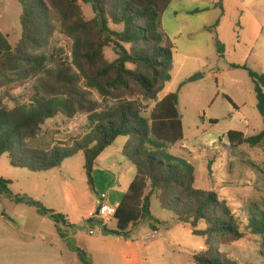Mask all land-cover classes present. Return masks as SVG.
Segmentation results:
<instances>
[{"label":"trees","instance_id":"16d2710c","mask_svg":"<svg viewBox=\"0 0 264 264\" xmlns=\"http://www.w3.org/2000/svg\"><path fill=\"white\" fill-rule=\"evenodd\" d=\"M81 1L92 7L93 18L85 16ZM172 1L19 0L21 39L12 47L2 37L0 45V157L6 155L14 168L39 174L83 154L87 183L94 191L96 161L116 139L127 138L124 156L136 176L114 216L115 230L103 226V231L127 240L146 219L156 229L159 222L151 213L155 197L165 212L204 238L195 264H237L219 249L245 238L227 200L216 191L197 189L194 164L168 151L184 138L179 92L158 100L172 80L174 45L162 28ZM58 29L72 41L71 57L63 46L52 44ZM215 41L224 55V45ZM108 50L115 56L112 61ZM232 67L244 69L253 81L264 125V74L246 65ZM13 82H22L20 92L4 88ZM59 115L86 117V132L62 141L57 129L44 130ZM227 138L232 148H254L264 144V129L249 137L229 131ZM11 186L12 181L0 178V196L50 218L60 238L75 229L65 215L14 194ZM247 230L264 235V218H251ZM69 246L82 264H93L84 250Z\"/></svg>","mask_w":264,"mask_h":264},{"label":"rangeland","instance_id":"374dc122","mask_svg":"<svg viewBox=\"0 0 264 264\" xmlns=\"http://www.w3.org/2000/svg\"><path fill=\"white\" fill-rule=\"evenodd\" d=\"M196 1H203L205 5L199 6L200 15L194 19L196 23L200 21V25L207 24L206 28L195 35L194 44H187L183 39L172 41L176 60L184 62L185 70L189 73L200 69L203 78L190 83L188 80L195 75L192 74L181 86L182 77L178 75L171 84L173 93L179 92L184 138L177 145L170 146L168 151L193 163L197 172L195 187L216 191L221 199L227 200L241 224L245 238L232 245H220V252L237 264H264V235H254L247 230L251 218H264V144L254 148L248 145L232 148L227 138L229 131L243 132L249 137L258 135L264 129L253 92V81L247 71L232 67L246 65L256 73L264 74V0ZM219 1L221 4H217ZM82 5L85 16L93 18L92 7ZM21 11L19 0H0V26L4 28L8 23L14 45L22 36L19 21ZM170 24L168 27L171 31ZM210 36L214 37L213 41ZM217 39L225 47L224 55L219 53ZM52 44L63 46L65 56L71 57L72 41L59 29L54 34ZM178 49L190 57L177 55ZM106 57L112 61L115 56L108 50ZM178 70L179 67L175 75ZM21 83L6 84L4 88L18 93L22 90ZM212 120L218 123L213 124ZM87 124L88 120L83 116L67 119L59 115L49 120L44 130L57 129L60 132L57 138L65 141L84 134ZM126 139L119 138L115 146L120 147ZM214 139L217 141L212 143ZM71 164L74 182L86 188L84 156L74 158ZM131 168L136 172L133 165ZM93 176L94 184H108L112 180L104 171L94 172ZM151 213L159 222L163 250L156 258L149 259V263L142 256V264H195L193 257L201 252L204 238L193 235L172 213L165 212L155 197L152 198ZM141 223L146 226L152 221L146 219ZM87 224V221H83V225ZM115 227L116 223L112 221L110 228Z\"/></svg>","mask_w":264,"mask_h":264},{"label":"crops","instance_id":"0c3cea01","mask_svg":"<svg viewBox=\"0 0 264 264\" xmlns=\"http://www.w3.org/2000/svg\"><path fill=\"white\" fill-rule=\"evenodd\" d=\"M178 2L180 4H174ZM217 4H221V1ZM204 5L203 1L196 0L172 1L162 20L163 31L172 43L181 39L187 44L196 42L195 35L207 26L195 21L197 15H200L199 6ZM223 8L225 9V5ZM169 23H171V31L168 27ZM2 37L12 47L20 41L15 45L11 43L8 23L4 28L0 26V45L4 46ZM210 40L213 41L214 37L210 36ZM182 52L180 53L178 49L177 55L190 57L185 51ZM173 59L172 80L159 95V101L167 94L173 93L171 84L178 75L182 77L180 79L182 86L187 82L188 76L201 72L200 69H194L193 73L186 71L185 63L176 60L175 52ZM177 67L179 70L175 75ZM117 141L118 139L95 163L94 172L104 171L112 177V180L108 184H94V191L89 188L88 183L86 188H81L82 184L74 182L71 161L83 154L66 160L58 169L39 174L27 169L14 168L6 155L0 157V178L12 181L11 190L14 194L27 195L43 203L48 209L65 215L69 224L75 226V229L70 230L67 237L62 239L57 234L56 224L50 218L41 216L31 207L16 204L9 198L0 196V264H82L76 252L69 246L71 243L84 250L93 264H142V256L149 263V259L160 255L164 242L160 236L159 224H155L156 229H152V223L146 226L140 223L133 229L131 238L127 240L103 231V226L115 230L116 227L110 228L114 219L105 225L96 220L91 224L83 225V221L89 222V213L100 205L101 195H106V199L102 202L119 205L136 176V172L131 168L132 163L123 152L128 140L126 139L120 147L115 146ZM216 141L214 139L211 142ZM155 230L159 238L143 245L140 241L142 237ZM91 231H94L93 235L90 234Z\"/></svg>","mask_w":264,"mask_h":264},{"label":"built area","instance_id":"2783aa9c","mask_svg":"<svg viewBox=\"0 0 264 264\" xmlns=\"http://www.w3.org/2000/svg\"><path fill=\"white\" fill-rule=\"evenodd\" d=\"M106 199V195H101V203L94 211L89 213L90 220H96L101 222L103 225L110 222L114 219L115 214L117 213V209L119 205H110L106 202H102ZM91 235L94 234V231L90 232ZM159 238V234L156 231H152L149 234L142 237L140 241H142L143 245H147L154 240Z\"/></svg>","mask_w":264,"mask_h":264},{"label":"water","instance_id":"95a60500","mask_svg":"<svg viewBox=\"0 0 264 264\" xmlns=\"http://www.w3.org/2000/svg\"><path fill=\"white\" fill-rule=\"evenodd\" d=\"M202 78H203V75H202L201 73H197V74H195L194 76H192V77L188 80V82L192 83V82L198 81V80H200V79H202Z\"/></svg>","mask_w":264,"mask_h":264}]
</instances>
